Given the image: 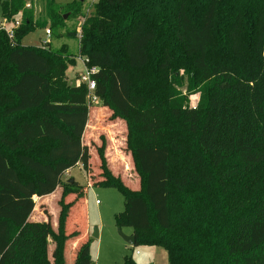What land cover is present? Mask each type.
Here are the masks:
<instances>
[{"label": "trees", "instance_id": "trees-1", "mask_svg": "<svg viewBox=\"0 0 264 264\" xmlns=\"http://www.w3.org/2000/svg\"><path fill=\"white\" fill-rule=\"evenodd\" d=\"M28 2L0 0L1 19L13 29L12 40L0 30V264H67L68 255L71 264H94L82 207L95 186L122 194L125 211L115 220L132 228L133 247L162 248L169 264H264V0L93 4L78 55L98 69L99 106L124 123L134 189L113 174L103 138L95 148L98 179L90 177L87 88L65 82L71 55L64 47L22 46L45 26ZM82 7L75 1L64 13L80 17ZM59 9L45 1L50 37L64 25ZM145 154L162 173L156 164L144 169ZM78 165L86 187L63 181ZM58 189L56 228L31 222L35 199ZM76 205L80 223L72 220ZM123 264L136 263L126 257Z\"/></svg>", "mask_w": 264, "mask_h": 264}, {"label": "rangeland", "instance_id": "rangeland-1", "mask_svg": "<svg viewBox=\"0 0 264 264\" xmlns=\"http://www.w3.org/2000/svg\"><path fill=\"white\" fill-rule=\"evenodd\" d=\"M46 0H29L27 7L33 14L34 22H39L45 25L42 28H36L34 31L27 34L21 44L26 47H41L43 42L48 43L47 50H58L64 47L67 54L71 55L67 57L68 66L65 72V82L69 86H78L79 76L84 73V66L79 60L78 55V41L75 37L66 36L67 31H76L78 33V28L80 24V17L67 16L64 20V25L61 29H56L54 32L51 31V37L45 35V29L49 28V23L46 20V15L44 11V5ZM80 0H55L57 6H59V13L65 15L64 7L67 5ZM82 12L90 5V10L92 9L89 0H84L82 3ZM69 17V18H68ZM2 23L0 14V24ZM8 28L9 25H6ZM75 59V61L73 60ZM120 78V79H119ZM120 83L121 76H114V81ZM120 80V81H119ZM115 83V85H116ZM182 92L185 91L183 87ZM114 91L117 96H121L120 91ZM198 102V95H192L189 97V106L194 108ZM100 104H96L91 107L89 114L88 125L85 129L84 143L89 144V163H88V173L92 180L98 179V169L99 161L96 160L95 148L100 146L101 138L106 141L107 153L106 157L110 169L115 176L122 178L125 184L130 188L134 189L135 182L138 181L136 175L133 172L132 163L130 156L124 145V138L126 134L124 123L121 120L111 121L109 119L110 114H106L102 111ZM94 107V108H93ZM110 144V145H109ZM109 145V146H108ZM111 148V149H110ZM150 155L145 154L143 158L144 162L149 163ZM146 158V159H145ZM148 160V161H147ZM157 160L150 158L149 165H144V169L153 167ZM160 167V164H156ZM155 169V168H154ZM155 173L159 172L161 169H155ZM159 173H162L160 171ZM26 174V173H24ZM72 178L78 184L86 187V177L85 173L81 169V165H78L64 176L63 181ZM157 184L160 185L162 181V176L158 175ZM61 196V189H58L54 194L44 197L42 199H35V209L30 217L31 222H45L48 223L53 229L56 228V219L59 212V200ZM74 196L66 198V202L71 201ZM82 207V206H81ZM78 206L74 207L72 212V220L80 223L76 219ZM83 217L85 222V227L89 233V257L94 264H123L126 257H132V260L136 264H169L167 252L162 248L151 247L145 244H139L136 247L129 246L124 242L122 237L119 235V230L124 236L132 235V228L128 226H123L119 228L115 216L123 213L125 211L124 198L122 194L113 188H103V187H90L86 188L84 194V205L82 207ZM83 222V221H82ZM79 225V224H78ZM83 223L79 226L82 228ZM78 227H74L71 232H77ZM84 232V228L82 229ZM97 231V238L93 237V232ZM79 234V233H78ZM81 234V232H80ZM49 259L52 256V245L48 248ZM75 252L73 254L75 255ZM67 264H71L70 256L66 257Z\"/></svg>", "mask_w": 264, "mask_h": 264}, {"label": "built area", "instance_id": "built-area-1", "mask_svg": "<svg viewBox=\"0 0 264 264\" xmlns=\"http://www.w3.org/2000/svg\"><path fill=\"white\" fill-rule=\"evenodd\" d=\"M97 0H89L90 4H91V7L93 6V4L96 2ZM27 7H29V5H27ZM90 13V5L89 7L85 10V12L83 13L82 16H80V24H79V30H78V33H76V38H77V41L80 40L81 38V27L82 25L84 24L85 22V19L86 17L89 15ZM20 24V21H17L14 23L13 25V28H17ZM0 30H3L5 32V34L7 35V37L12 40L13 39V29L11 28H8L6 26V21H2V23L0 24ZM45 35L47 37L50 36V31L48 29L45 30ZM46 43V42H45ZM79 60L80 62L82 63V65L84 66V73L81 74L79 76V84L78 86L80 85H84L86 86L87 88V97H86V102H87V105L88 106H93V105H96L99 103V100L94 96V90H95V81L93 80L92 76L95 75L96 73H98V69L97 68H88L86 66L87 64V60L86 59H83L79 56ZM68 173V171L66 172V174ZM65 174V175H66Z\"/></svg>", "mask_w": 264, "mask_h": 264}, {"label": "water", "instance_id": "water-1", "mask_svg": "<svg viewBox=\"0 0 264 264\" xmlns=\"http://www.w3.org/2000/svg\"><path fill=\"white\" fill-rule=\"evenodd\" d=\"M80 2L83 3L84 0H80ZM67 16H68V14H65L63 16V19L66 20ZM73 181H74L73 179H70L68 181V183L71 184ZM118 232H119V235L122 237V239L124 240V242L126 244H128L129 246H134V244H135V238L133 236H124V235L121 234L120 230ZM93 237L94 238H97L98 237L97 231H94L93 232Z\"/></svg>", "mask_w": 264, "mask_h": 264}, {"label": "crops", "instance_id": "crops-1", "mask_svg": "<svg viewBox=\"0 0 264 264\" xmlns=\"http://www.w3.org/2000/svg\"><path fill=\"white\" fill-rule=\"evenodd\" d=\"M102 111H103V110H102ZM109 145H110V144H109ZM109 145H108V146H109ZM110 149H111V148H110ZM41 199H42V198H41Z\"/></svg>", "mask_w": 264, "mask_h": 264}]
</instances>
